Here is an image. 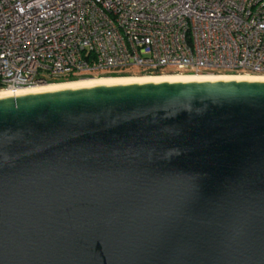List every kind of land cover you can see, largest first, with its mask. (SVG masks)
<instances>
[{
	"label": "water",
	"instance_id": "water-1",
	"mask_svg": "<svg viewBox=\"0 0 264 264\" xmlns=\"http://www.w3.org/2000/svg\"><path fill=\"white\" fill-rule=\"evenodd\" d=\"M0 264H264V80L0 95Z\"/></svg>",
	"mask_w": 264,
	"mask_h": 264
},
{
	"label": "built area",
	"instance_id": "built-area-1",
	"mask_svg": "<svg viewBox=\"0 0 264 264\" xmlns=\"http://www.w3.org/2000/svg\"><path fill=\"white\" fill-rule=\"evenodd\" d=\"M136 72L264 75V0H0V89Z\"/></svg>",
	"mask_w": 264,
	"mask_h": 264
},
{
	"label": "bare ground",
	"instance_id": "bare-ground-1",
	"mask_svg": "<svg viewBox=\"0 0 264 264\" xmlns=\"http://www.w3.org/2000/svg\"><path fill=\"white\" fill-rule=\"evenodd\" d=\"M161 75L156 74H144V75H153V76H144V77H106V78H91L84 77L86 80H80L82 78L74 79L80 81H72V82H63L57 84H48L52 82L39 83L44 85H32L29 87L23 88H1L0 95L3 94H17L21 92H35L42 90H52L59 88H71V87H79V86H88L94 84H116V83H124V82H140V81H159V80H181L182 78H209V79H249V80H264V75L260 74H248V73H217L221 75H202L203 73H159ZM155 75V76H154ZM97 77V76H94ZM39 85V86H38Z\"/></svg>",
	"mask_w": 264,
	"mask_h": 264
},
{
	"label": "rangeland",
	"instance_id": "rangeland-1",
	"mask_svg": "<svg viewBox=\"0 0 264 264\" xmlns=\"http://www.w3.org/2000/svg\"><path fill=\"white\" fill-rule=\"evenodd\" d=\"M221 75V74H217L215 72L213 73H203L202 75ZM126 75H130V76H127V77H144V76H153V75H144V74H139V73H135V74H126ZM156 75H161V74H156ZM97 77H94V76H90L91 78H106L107 76H101V75H96ZM155 76V75H154ZM118 77H121V76H118ZM80 80H86V78H82ZM80 80H75V81H80ZM66 82H72V81H66ZM57 83H63V82H52V83H48V84H57ZM39 84V83H38ZM47 84V83H46ZM36 85V84H35ZM39 85H44V84H39ZM38 85V86H39Z\"/></svg>",
	"mask_w": 264,
	"mask_h": 264
},
{
	"label": "trees",
	"instance_id": "trees-1",
	"mask_svg": "<svg viewBox=\"0 0 264 264\" xmlns=\"http://www.w3.org/2000/svg\"><path fill=\"white\" fill-rule=\"evenodd\" d=\"M136 73H139V74H143V73H140V72H136ZM128 73H107V74H104L103 76H107V77H118V76H121V77H127V76H130V75H126ZM158 74V73H156ZM102 76V75H101ZM74 79H77V78H66V79H54V80H49L47 82H66V81H75Z\"/></svg>",
	"mask_w": 264,
	"mask_h": 264
}]
</instances>
